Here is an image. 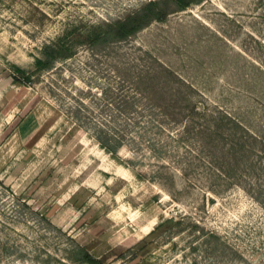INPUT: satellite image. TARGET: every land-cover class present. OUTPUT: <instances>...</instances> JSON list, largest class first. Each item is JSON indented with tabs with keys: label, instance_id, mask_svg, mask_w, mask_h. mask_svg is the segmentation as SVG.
Returning <instances> with one entry per match:
<instances>
[{
	"label": "rangeland",
	"instance_id": "374dc122",
	"mask_svg": "<svg viewBox=\"0 0 264 264\" xmlns=\"http://www.w3.org/2000/svg\"><path fill=\"white\" fill-rule=\"evenodd\" d=\"M0 264H264V0H0Z\"/></svg>",
	"mask_w": 264,
	"mask_h": 264
}]
</instances>
